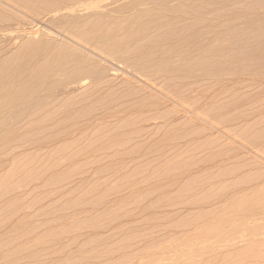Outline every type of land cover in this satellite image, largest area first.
Here are the masks:
<instances>
[{
	"label": "rangeland",
	"instance_id": "obj_1",
	"mask_svg": "<svg viewBox=\"0 0 264 264\" xmlns=\"http://www.w3.org/2000/svg\"><path fill=\"white\" fill-rule=\"evenodd\" d=\"M157 1L0 0V264H264V0Z\"/></svg>",
	"mask_w": 264,
	"mask_h": 264
},
{
	"label": "bare ground",
	"instance_id": "obj_2",
	"mask_svg": "<svg viewBox=\"0 0 264 264\" xmlns=\"http://www.w3.org/2000/svg\"><path fill=\"white\" fill-rule=\"evenodd\" d=\"M159 1H163V0H158L157 2L159 3ZM41 10V9H40ZM56 12V11H55ZM247 12V11H246ZM57 13V12H56ZM249 14V13H248ZM86 16V15H85ZM247 23V22H246ZM255 24V23H254ZM239 26V25H238ZM243 26V25H242ZM61 27V26H60ZM248 27V26H247ZM252 28V27H251ZM114 29V28H113ZM133 30V29H132ZM223 30V29H222ZM230 30V29H229ZM238 32V31H237ZM230 33V32H229ZM211 34V33H210ZM197 35V34H196ZM207 35V34H206ZM258 35V34H257ZM197 37V36H196ZM214 37V36H213ZM194 38V37H193ZM192 38V39H193ZM189 40V39H188ZM254 40V39H253ZM184 41V40H183ZM204 41V40H203ZM177 42V41H176ZM190 41H188L187 43H189ZM197 42V41H196ZM191 44V43H190ZM164 45V44H163ZM207 45V44H206ZM195 46V45H194ZM198 46H199V44H198ZM252 46V45H251ZM193 47V46H192ZM194 48V47H193ZM169 51V50H168ZM199 51V50H198ZM264 51V50H263ZM200 52V51H199ZM146 53V52H145ZM42 54V53H41ZM40 54V55H41ZM206 54V53H205ZM156 56V55H155ZM195 56V55H194ZM207 56V55H206ZM238 57V56H237ZM196 58V57H195ZM202 58V57H201ZM199 60V59H198ZM259 63V62H258ZM149 66V65H148ZM208 69V68H207ZM263 69H264V67H263ZM158 75V74H157ZM97 77V76H96ZM16 89V88H15ZM27 95V94H26ZM32 103V102H31ZM208 111V110H207ZM217 111V110H216ZM248 112V111H247ZM226 119V118H225ZM226 216V215H225ZM246 254V253H245ZM247 255V254H246ZM234 262V261H233Z\"/></svg>",
	"mask_w": 264,
	"mask_h": 264
}]
</instances>
